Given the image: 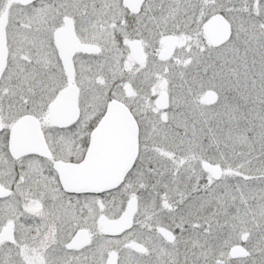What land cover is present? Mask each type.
<instances>
[{
    "label": "snow or ice",
    "instance_id": "1",
    "mask_svg": "<svg viewBox=\"0 0 264 264\" xmlns=\"http://www.w3.org/2000/svg\"><path fill=\"white\" fill-rule=\"evenodd\" d=\"M0 264H264V0H0Z\"/></svg>",
    "mask_w": 264,
    "mask_h": 264
}]
</instances>
